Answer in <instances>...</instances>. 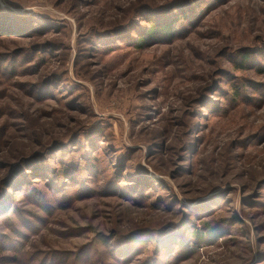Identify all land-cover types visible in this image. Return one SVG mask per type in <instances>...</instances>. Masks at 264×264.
I'll return each instance as SVG.
<instances>
[{"label": "rangeland", "instance_id": "rangeland-1", "mask_svg": "<svg viewBox=\"0 0 264 264\" xmlns=\"http://www.w3.org/2000/svg\"><path fill=\"white\" fill-rule=\"evenodd\" d=\"M0 264H264V0H0Z\"/></svg>", "mask_w": 264, "mask_h": 264}, {"label": "trees", "instance_id": "trees-1", "mask_svg": "<svg viewBox=\"0 0 264 264\" xmlns=\"http://www.w3.org/2000/svg\"><path fill=\"white\" fill-rule=\"evenodd\" d=\"M166 28H167V27H164V32L166 31ZM196 237H197V236H196Z\"/></svg>", "mask_w": 264, "mask_h": 264}]
</instances>
